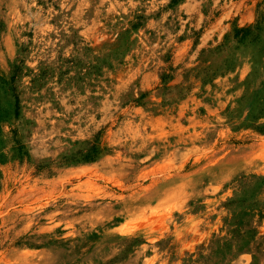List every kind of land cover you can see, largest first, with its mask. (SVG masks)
Here are the masks:
<instances>
[{
  "label": "rangeland",
  "instance_id": "obj_1",
  "mask_svg": "<svg viewBox=\"0 0 264 264\" xmlns=\"http://www.w3.org/2000/svg\"><path fill=\"white\" fill-rule=\"evenodd\" d=\"M0 264H264V0H0Z\"/></svg>",
  "mask_w": 264,
  "mask_h": 264
},
{
  "label": "bare ground",
  "instance_id": "obj_2",
  "mask_svg": "<svg viewBox=\"0 0 264 264\" xmlns=\"http://www.w3.org/2000/svg\"><path fill=\"white\" fill-rule=\"evenodd\" d=\"M141 210V209H140ZM139 213V212H138ZM142 213V212H141Z\"/></svg>",
  "mask_w": 264,
  "mask_h": 264
}]
</instances>
